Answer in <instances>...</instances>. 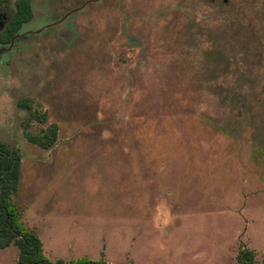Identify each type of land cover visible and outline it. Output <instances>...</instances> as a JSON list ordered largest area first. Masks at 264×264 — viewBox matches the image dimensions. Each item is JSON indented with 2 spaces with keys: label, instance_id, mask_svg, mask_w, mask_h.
<instances>
[{
  "label": "rangeland",
  "instance_id": "1",
  "mask_svg": "<svg viewBox=\"0 0 264 264\" xmlns=\"http://www.w3.org/2000/svg\"><path fill=\"white\" fill-rule=\"evenodd\" d=\"M28 1L0 43V140L46 258L237 264L241 242L260 261L264 0ZM19 2L0 7V42ZM21 103L45 122L25 131ZM51 124L49 150L25 139Z\"/></svg>",
  "mask_w": 264,
  "mask_h": 264
},
{
  "label": "trees",
  "instance_id": "2",
  "mask_svg": "<svg viewBox=\"0 0 264 264\" xmlns=\"http://www.w3.org/2000/svg\"><path fill=\"white\" fill-rule=\"evenodd\" d=\"M8 0H0V7ZM32 18L31 6L28 0H20L16 4L15 12L3 30L4 44H9L20 27ZM29 113L23 124L27 131L31 121L45 122V113H39L30 105L21 103ZM25 139L42 150L52 148L58 139V126L51 124L41 135L31 136L25 132ZM21 159L17 150L10 149L0 141V250L15 247L18 251L17 264H108L103 260L91 261L87 258L70 260L64 263L61 260L51 262L42 250V242L37 235L24 227L13 198L18 189ZM256 253L243 243L238 244L235 256L237 264H264V256L257 260Z\"/></svg>",
  "mask_w": 264,
  "mask_h": 264
},
{
  "label": "flooded vegetation",
  "instance_id": "3",
  "mask_svg": "<svg viewBox=\"0 0 264 264\" xmlns=\"http://www.w3.org/2000/svg\"><path fill=\"white\" fill-rule=\"evenodd\" d=\"M29 3H30V1H29ZM30 6H31V4H30ZM31 11H32V7H31ZM32 17H33V15H32ZM31 19H32V18H31ZM28 22H29V21H28ZM28 22H27V23H28ZM8 23H9V22H8ZM24 24H26V23H24ZM16 34H17V33H16ZM16 39H17V38H16ZM11 42H12V40H11ZM11 42H10V43H11ZM0 43H1L2 45H7V44H4V43H2V42H0ZM10 43H9V44H10ZM9 44H8V45H9ZM7 49H8V48H7ZM4 50H5V48L1 47V48H0V54H1ZM3 53H4V52H3ZM19 105H20V104H19ZM0 141H1V140H0ZM1 142H3V141H1ZM3 143H4V142H3ZM6 145H7V144H6ZM7 146H8V145H7ZM8 147H9V146H8ZM9 148H10V147H9ZM10 149H12V148H10ZM15 150H17V149H15ZM17 151H18V150H17ZM18 153H19V151H18Z\"/></svg>",
  "mask_w": 264,
  "mask_h": 264
},
{
  "label": "water",
  "instance_id": "4",
  "mask_svg": "<svg viewBox=\"0 0 264 264\" xmlns=\"http://www.w3.org/2000/svg\"><path fill=\"white\" fill-rule=\"evenodd\" d=\"M69 14H70V13H69ZM69 14H68V15H69ZM68 15H67V16H68ZM67 16H66V17H67ZM18 37H19V35H15V36L13 37V39H12V42H13L16 38H18Z\"/></svg>",
  "mask_w": 264,
  "mask_h": 264
}]
</instances>
